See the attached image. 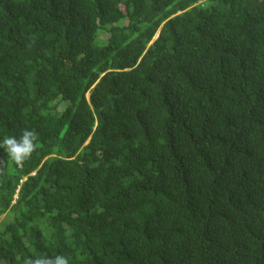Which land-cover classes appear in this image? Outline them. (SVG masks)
<instances>
[{
  "label": "trees",
  "instance_id": "1",
  "mask_svg": "<svg viewBox=\"0 0 264 264\" xmlns=\"http://www.w3.org/2000/svg\"><path fill=\"white\" fill-rule=\"evenodd\" d=\"M24 129L0 264H264V0H0V145Z\"/></svg>",
  "mask_w": 264,
  "mask_h": 264
},
{
  "label": "clouds",
  "instance_id": "2",
  "mask_svg": "<svg viewBox=\"0 0 264 264\" xmlns=\"http://www.w3.org/2000/svg\"><path fill=\"white\" fill-rule=\"evenodd\" d=\"M7 151L8 156L17 167L23 166L39 147V137L35 130L24 129L19 138L9 136L3 139L2 145ZM24 264H70L69 258L64 255L49 257L42 255L37 258H26Z\"/></svg>",
  "mask_w": 264,
  "mask_h": 264
},
{
  "label": "rangeland",
  "instance_id": "3",
  "mask_svg": "<svg viewBox=\"0 0 264 264\" xmlns=\"http://www.w3.org/2000/svg\"><path fill=\"white\" fill-rule=\"evenodd\" d=\"M87 96H88V94H87ZM2 217H3V215L0 216V220L2 219Z\"/></svg>",
  "mask_w": 264,
  "mask_h": 264
}]
</instances>
